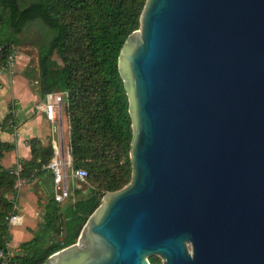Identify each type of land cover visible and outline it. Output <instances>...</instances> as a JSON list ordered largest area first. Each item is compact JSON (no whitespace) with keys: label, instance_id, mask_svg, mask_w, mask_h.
Wrapping results in <instances>:
<instances>
[{"label":"water","instance_id":"95a60500","mask_svg":"<svg viewBox=\"0 0 264 264\" xmlns=\"http://www.w3.org/2000/svg\"><path fill=\"white\" fill-rule=\"evenodd\" d=\"M118 71L131 180L43 264H264V0H147Z\"/></svg>","mask_w":264,"mask_h":264},{"label":"trees","instance_id":"16d2710c","mask_svg":"<svg viewBox=\"0 0 264 264\" xmlns=\"http://www.w3.org/2000/svg\"><path fill=\"white\" fill-rule=\"evenodd\" d=\"M147 0H0V70L19 45L23 27L40 21L51 32L38 54V85L42 96L61 93L68 128L69 169L87 176L76 185L89 193L73 202L57 203L53 193L43 205L42 218L32 238L8 255L12 240L8 219L16 215L17 181L32 183L44 176L53 157L51 145L28 141L31 159L15 168L0 164V264H43L52 254L74 244L88 217L105 193L131 180L129 158L133 137L129 101L118 71V57L127 37L139 29ZM55 55L59 62L53 59ZM11 114L4 121H10ZM13 122V121H11ZM3 127V124L1 125ZM14 149L0 142V160ZM78 193V191H76ZM13 196V200L10 199ZM150 264H162L149 257Z\"/></svg>","mask_w":264,"mask_h":264},{"label":"crops","instance_id":"0c3cea01","mask_svg":"<svg viewBox=\"0 0 264 264\" xmlns=\"http://www.w3.org/2000/svg\"><path fill=\"white\" fill-rule=\"evenodd\" d=\"M23 59V56L18 55L11 69L0 70V142L14 145V149L4 153L0 160L1 166L5 169H16L23 162L30 161L31 150L28 141L32 139L39 140L43 146L50 144L53 150L52 159L56 157L60 161H66L68 155V140L64 138V132L65 130L68 132V128L64 127L66 118H64L63 103L60 115L58 114L53 122L48 120L44 112L36 109V105L45 101V96L40 93L38 77L33 79L29 73L24 72ZM10 114L12 116L10 121L4 123ZM23 188H28L31 196L30 204L27 203L22 208L28 213V224H25L24 214L17 210ZM51 193H53L51 180L46 176L18 187L15 209L16 215L21 218V224L9 226L11 243L15 246L32 238V233L42 218V207ZM11 226H24L29 231L27 238H24L26 236L24 233L19 232L17 241H14Z\"/></svg>","mask_w":264,"mask_h":264},{"label":"rangeland","instance_id":"374dc122","mask_svg":"<svg viewBox=\"0 0 264 264\" xmlns=\"http://www.w3.org/2000/svg\"><path fill=\"white\" fill-rule=\"evenodd\" d=\"M52 37V32L40 21H34L31 23L26 24L19 36L17 37L19 41V45L15 47V52L13 55H20L23 56V63L25 64L24 66V72L29 73L32 78H37L38 77V54H39V48L40 45L47 44ZM53 59L59 62L58 58L53 55ZM63 98V96H62ZM64 101V99H63ZM63 103V102H62ZM65 118V117H64ZM66 125L64 126L66 128L67 126V121L65 119ZM68 127V126H67ZM67 130L64 132V138H66V141L68 140L67 138ZM66 175L67 177L70 175V170L69 168H66ZM76 180L73 182V187H71V192H70V199L68 202H73L78 199H82L86 197L89 193V187L88 185L82 184L79 186V188L76 185ZM28 188H23L21 195L19 196V202L17 205V202L14 198V204L17 205V210L18 212H21L25 216V224H28V213L24 212L22 208L30 202V191L26 190ZM78 191V193H76ZM109 193V192H108ZM106 194V193H105ZM104 194V195H105ZM103 195V196H104ZM18 196V195H17ZM10 199L13 200V196H9ZM18 198V197H17ZM30 204V203H29ZM11 232L14 236V241H17V238L19 235L17 233L21 232L24 233L26 236L24 238H27L28 236V230L25 229L24 226H11ZM24 236V235H23ZM27 240V239H26ZM10 249L13 251V253H18L19 252V245L15 246L14 243H10Z\"/></svg>","mask_w":264,"mask_h":264},{"label":"built area","instance_id":"2783aa9c","mask_svg":"<svg viewBox=\"0 0 264 264\" xmlns=\"http://www.w3.org/2000/svg\"><path fill=\"white\" fill-rule=\"evenodd\" d=\"M16 55H11L8 58L6 68L11 69L12 65L15 64ZM63 102L61 93H49L45 95V101L43 103H39L36 105V109L44 112L51 122L55 121L58 114L61 112V105ZM69 155H67L66 161H60L56 157L51 159L49 164L45 167L50 175H51V184L53 188V198L59 203L63 204L68 202L70 199L71 187H73V182H82L87 173L83 169H78L76 171H71L70 175L67 177L66 168H69ZM20 171V167L16 168L14 171L10 172V174L18 175ZM24 184V181L19 179L17 181V187H20ZM8 224L10 225H20L21 218L18 215H12L8 219ZM13 251L10 249L8 251V255L13 256ZM0 258H4V254L0 251Z\"/></svg>","mask_w":264,"mask_h":264}]
</instances>
